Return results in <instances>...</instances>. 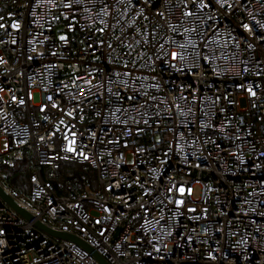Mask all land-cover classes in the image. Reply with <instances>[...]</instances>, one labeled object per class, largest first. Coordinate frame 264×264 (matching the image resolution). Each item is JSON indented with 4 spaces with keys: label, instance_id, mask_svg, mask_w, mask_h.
<instances>
[{
    "label": "built area",
    "instance_id": "2783aa9c",
    "mask_svg": "<svg viewBox=\"0 0 264 264\" xmlns=\"http://www.w3.org/2000/svg\"><path fill=\"white\" fill-rule=\"evenodd\" d=\"M0 184L108 264H264V0H0ZM0 264L98 263L0 200Z\"/></svg>",
    "mask_w": 264,
    "mask_h": 264
},
{
    "label": "trees",
    "instance_id": "16d2710c",
    "mask_svg": "<svg viewBox=\"0 0 264 264\" xmlns=\"http://www.w3.org/2000/svg\"><path fill=\"white\" fill-rule=\"evenodd\" d=\"M33 166L29 159H25L23 162L17 164L15 167L8 170L7 175L1 180L2 184L13 193L16 198L22 200L24 196L29 194L30 185L29 177ZM59 177L55 179H49L43 175V178L49 180L54 188V192L58 195L65 193L64 190L58 188L60 182L71 179V187L76 192L79 191V187L73 182L75 179L78 183L87 180L92 186H96V181L93 174L85 172L83 167L78 164L62 163L60 170L58 171Z\"/></svg>",
    "mask_w": 264,
    "mask_h": 264
},
{
    "label": "water",
    "instance_id": "95a60500",
    "mask_svg": "<svg viewBox=\"0 0 264 264\" xmlns=\"http://www.w3.org/2000/svg\"><path fill=\"white\" fill-rule=\"evenodd\" d=\"M0 200L8 208L14 211L18 216H20L26 221L33 222L35 228L45 233L46 235L50 236L51 238L73 243L77 245L79 248H81L84 252L89 254L98 264H108L104 260V258H102L90 245H88L79 236L72 233H64L53 230L50 227L41 223L39 220H35L30 213H28L23 207H21L19 203L4 190L1 184H0Z\"/></svg>",
    "mask_w": 264,
    "mask_h": 264
}]
</instances>
